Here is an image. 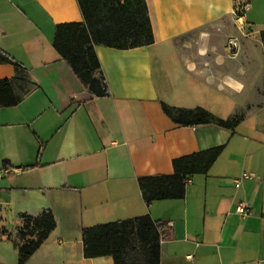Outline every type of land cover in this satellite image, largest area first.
I'll return each instance as SVG.
<instances>
[{
  "label": "crops",
  "instance_id": "crops-1",
  "mask_svg": "<svg viewBox=\"0 0 264 264\" xmlns=\"http://www.w3.org/2000/svg\"><path fill=\"white\" fill-rule=\"evenodd\" d=\"M145 1L154 41L95 44L109 93L91 98L52 46L56 24L82 20L77 0H0V48L23 66L0 62L19 97L0 107V264H17L20 214L43 209L55 227L24 264H113L84 257L81 228L145 213L163 223L160 264H264V0ZM160 102L243 117L181 127ZM219 145L183 198L142 197L139 176Z\"/></svg>",
  "mask_w": 264,
  "mask_h": 264
},
{
  "label": "trees",
  "instance_id": "trees-1",
  "mask_svg": "<svg viewBox=\"0 0 264 264\" xmlns=\"http://www.w3.org/2000/svg\"><path fill=\"white\" fill-rule=\"evenodd\" d=\"M81 21L55 25L52 46L66 61L71 71L85 88L89 97L108 95V87L100 72L95 44L118 49L146 46L154 41L145 0H77ZM264 49V30L261 31ZM0 62L11 63L17 71L23 66L0 48ZM11 78H0V107L14 106L15 94ZM162 111L181 127L214 124L232 129L243 113L236 112L220 118L209 110L175 107L160 102ZM223 145L184 154L172 159V172L143 175L137 178L142 197L153 200L181 199L187 181L196 174H207L218 159ZM22 225L16 230L13 245L17 264H24L55 227L50 209L37 215L20 214ZM163 223L148 214L83 226L81 236L84 257L109 255L113 264H160V240Z\"/></svg>",
  "mask_w": 264,
  "mask_h": 264
},
{
  "label": "built area",
  "instance_id": "built-area-1",
  "mask_svg": "<svg viewBox=\"0 0 264 264\" xmlns=\"http://www.w3.org/2000/svg\"><path fill=\"white\" fill-rule=\"evenodd\" d=\"M229 47L231 49H236L237 48V41L235 39H230L229 42ZM252 178V174L251 173H247V172H243L241 174V176L237 179L234 180V185L235 187H238L240 184V179H250ZM236 212L240 213V214H247L249 211L248 205L244 202H240L238 203V205L235 208ZM2 232L0 231V238L2 237Z\"/></svg>",
  "mask_w": 264,
  "mask_h": 264
},
{
  "label": "rangeland",
  "instance_id": "rangeland-1",
  "mask_svg": "<svg viewBox=\"0 0 264 264\" xmlns=\"http://www.w3.org/2000/svg\"><path fill=\"white\" fill-rule=\"evenodd\" d=\"M235 15H236V17H239L240 14H239V12H236ZM233 24H234L235 27L238 26V27L240 28V26H241V25H239V24H241L240 21H238V22H233ZM230 39H235V40L237 41V45H238V40H237V38H236L235 36H229V37L227 38V45H228V46H229L228 42H229ZM229 49H230V53H233V52L235 51V49L233 50V49H231L230 47H229ZM236 113H237V114H240V113H243V111H242V110H237Z\"/></svg>",
  "mask_w": 264,
  "mask_h": 264
}]
</instances>
